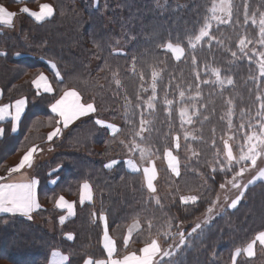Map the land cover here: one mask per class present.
<instances>
[{"label":"trees","instance_id":"16d2710c","mask_svg":"<svg viewBox=\"0 0 264 264\" xmlns=\"http://www.w3.org/2000/svg\"><path fill=\"white\" fill-rule=\"evenodd\" d=\"M0 1L18 15L14 31L0 26L2 99L26 100L18 133L11 134L10 123L5 124L0 176L29 146L55 150L33 170L42 206L34 213L37 221L0 216V259L47 264L52 250L64 252L67 264L104 258V218L118 257L139 253L156 238L168 246L182 227L183 245L155 264H264V247L252 257L243 254L264 231V180L237 190L247 167L264 163V0H227L229 20L212 24L199 38L220 0ZM42 3L53 13L41 22L21 11L23 5L35 10ZM169 43L183 49L182 57L173 58ZM153 69L160 71L154 82ZM39 73L47 76L51 93L35 88ZM65 90L93 102L97 118L118 120L119 129L111 134L87 117L48 140L58 125L49 107ZM146 98L153 107L146 106ZM182 113L194 124L198 156L182 164L176 177L168 168L160 170L157 203L142 173L128 171L122 158L136 144L160 158L173 150L182 163L186 146L174 150L175 139H182ZM226 147L232 159L225 164L220 155ZM112 159L119 161L108 166ZM52 178L57 179L50 185ZM85 182L93 199L81 203ZM221 188L237 195L236 205L188 232L214 207ZM183 194L198 198L184 203ZM60 196L75 204L74 216L62 224L55 206ZM134 220L139 229L125 243Z\"/></svg>","mask_w":264,"mask_h":264},{"label":"rangeland","instance_id":"374dc122","mask_svg":"<svg viewBox=\"0 0 264 264\" xmlns=\"http://www.w3.org/2000/svg\"><path fill=\"white\" fill-rule=\"evenodd\" d=\"M174 1L176 4H179L182 2V0H174ZM164 4L165 3H163L162 5H164ZM229 11H230V9H229L227 0H220L217 3H215L212 10L210 11V13H211L210 21L201 30L198 38L202 37L205 33H207V31L210 29L212 24L219 25V23L227 22L229 20V14H228ZM9 28H10L9 31H14L16 29V25H12ZM166 49L169 50V52L172 54L173 58L178 59V58L182 57V55H183V49L178 45H174V44L169 43L166 45ZM50 65L54 70H56V72H57L56 75L58 77H60V74H59L57 68H55V66L51 63H50ZM160 71H162L161 67H160ZM160 71H159V69H153V82L159 77ZM153 82L151 83V81H150V86H149L150 90L155 88V85H153ZM36 86H38V88L41 89L40 82H36ZM65 92H66V90L62 91L60 93L59 97H61ZM70 93L75 95V97H73V99L70 102L71 107H72V113H73L72 120L73 119L75 120L73 123L77 122L78 120L81 121L82 119L87 118V117H95L96 121H98L100 124H102L103 127L105 126L109 129L108 130L109 133L113 134L119 129L120 124H119L118 120L109 119L107 117H98L97 118L96 117L97 112H96L95 105L93 102H87V103L83 102L81 100V98H79V96H77V94L74 92V90H71ZM65 100L70 101L69 99H65ZM145 104L149 108L153 107L152 98H149V99L146 98ZM188 117H189V115H188ZM188 117L186 116L185 113L181 114V122H182L181 125L183 127L182 131H181V133H182L181 143L179 142V140H177V138L174 141V150L179 148V144H181V146L183 144L186 146L183 148V150H181V153H180V155L183 157L182 163H180L178 161L177 154L173 150L168 149L165 152L164 156L160 158V157L154 156L153 154L150 153V151H148L147 149H145L141 146H137L136 144H134V145L132 144V146H130L127 149L126 155L124 156V158H122V160L125 163V166L128 169L134 170V171H137V170L141 171L142 176H143L144 186H145L147 192L149 193V195L157 203L159 202L160 198L158 195V191L156 190V184H157V181H158V178L160 175V170L163 168H168L171 171L173 177H176L177 175H179V173L181 171V167H182L181 165L182 164L188 165L189 163L193 162L198 156V153H197V151L193 145V142L195 141V138H196L195 137V129L193 128L194 124H192L191 120ZM66 122L67 121L65 120V123ZM240 126L241 125H239L238 128ZM40 148H41V152H39L37 154L35 161L32 163V166H31V171L33 172V174H34L33 170H34V167L36 165L49 161L51 159V157L53 156V154L55 153V150L49 149V147H47V148L43 147L42 148L41 146H39L38 150ZM261 152H262V150H261ZM261 157H263V154L257 155L256 159L257 158L261 159ZM220 158L224 161L225 164L227 163L226 158L229 160L232 159V153H231L229 147H226V152L223 155L221 154ZM118 161H119L118 159H112L108 163V166H112L115 163H117ZM258 163H259L258 165L253 164L252 166L247 167V169H246L247 171L244 173L243 177L239 180V182L237 184V187L238 186L239 187L237 190L239 191L241 189V193L243 190L242 188L246 187V185L250 184L252 181L259 180V179L264 180V163L261 161H259ZM36 179L38 181V178H36ZM82 189H83V191L81 193L79 201L81 203L91 202L93 199V196H92L90 188L86 182H85V184H83ZM168 191H169V189H165V192H168ZM225 192L229 193V188H225V190L223 188H221L219 190V192L217 194V201L214 204V207L208 213L197 218L192 223V227L188 232L198 231L201 227L208 225L213 217L220 214L221 212H223L226 209L233 208L236 205V203L238 201L237 195L235 193L234 194H232V193L227 194ZM241 193H238V194L240 195ZM197 198H198V196L195 194H183V196H181V200L184 203L192 202V201L196 200ZM24 218L31 220V221H34V222L37 221L34 217V214L29 215V216H25ZM103 219H102V221H103ZM103 225H104V233L107 236L108 234L106 232L105 221H103ZM193 234H196V232ZM184 236H185V232L182 231V227H181L179 236L177 238H175L172 241V243L168 246L164 245L163 242L158 238L152 240L151 241L152 247L149 251V254H151L153 256L147 257L145 259V263L146 264H155L159 260L169 257L171 254L174 253V251H176L177 249H179L183 245V237ZM256 237L251 242L252 244H251L250 248H247V252H249V249H252V255L250 257L254 256L256 248H258V247L262 248L263 247V245H260V244H264V232L258 233ZM105 246H106V248L108 247L107 241H105ZM245 248L243 250V254L246 257H248L247 252L244 253ZM140 260H141V257H137V258L128 260L126 264H143V262H140ZM0 264H7V263L4 262L2 259H0Z\"/></svg>","mask_w":264,"mask_h":264},{"label":"crops","instance_id":"0c3cea01","mask_svg":"<svg viewBox=\"0 0 264 264\" xmlns=\"http://www.w3.org/2000/svg\"><path fill=\"white\" fill-rule=\"evenodd\" d=\"M15 1L24 2L26 0ZM21 11L26 14H29V16H31L37 22H41L42 20L50 18L53 13V9L48 3H42L35 10L23 5L21 7ZM17 17L18 15L14 9L0 1V26L9 28L12 25H16L18 23ZM54 72L57 73L56 70H54ZM36 82H40L42 90L39 89L38 86H36ZM33 84L35 88L37 90H40L41 92L51 93L53 91L51 84L49 83V80L44 73H39V75H37V77L33 81ZM70 92L71 90H66V92L61 97L57 98V100L49 107L50 111L57 117L58 125L48 132V140L58 137L61 134L63 128L69 127L76 123H73L75 121L74 119L72 120L73 113L70 104L71 100L73 99V97H75V95ZM2 96V90L0 89V139L4 134V127L7 123H10L9 125L11 134L18 133L19 122L23 116L26 106L25 98L17 99L11 102H3ZM65 99H69L70 101H67ZM65 120L67 121L66 123ZM39 152H41V149L38 150L36 145L29 146L26 151L19 156L17 164L12 166L9 169L8 173L3 176H0V216L8 215L23 218L25 216L33 215L37 210L42 207L37 199L38 181L34 176L33 172L31 171L32 163L35 161V158ZM126 169L131 172H141L140 170H130L127 167ZM56 179L57 178H52L49 181V184H54ZM88 186L90 188L89 184ZM82 188L83 184L81 187L80 196L83 191ZM55 206L62 212V214L59 216V222L61 224L64 223L66 220L72 218L75 214V204L72 200L68 198H65L63 196L58 197L55 202ZM103 221H105V219H103ZM103 221L102 226L104 233ZM138 229L139 222L136 220L131 221L126 228L124 242L127 243L130 240L131 236ZM106 232L108 234L107 236L105 235V233H102L101 236V246L105 251V257L97 260L85 258L82 264H126L128 260L137 257H141L140 262L146 264L145 259L149 256H153L149 254V251L152 247V242L143 246L139 253L130 252L123 256H116L115 241L107 231V223ZM66 237L70 239L71 235H67ZM105 241H107L108 244L107 248L105 246ZM251 244L252 243L246 246L244 253L247 252V248H250ZM260 245H263L264 247V244ZM64 254L65 253L60 250H52L49 255L47 264H67V255ZM251 255L252 249H249V252H247V256L250 257Z\"/></svg>","mask_w":264,"mask_h":264}]
</instances>
